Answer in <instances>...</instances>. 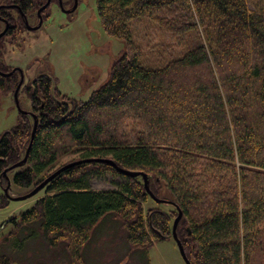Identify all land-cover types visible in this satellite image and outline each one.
<instances>
[{
	"label": "trees",
	"instance_id": "16d2710c",
	"mask_svg": "<svg viewBox=\"0 0 264 264\" xmlns=\"http://www.w3.org/2000/svg\"><path fill=\"white\" fill-rule=\"evenodd\" d=\"M46 2L0 0L13 6L0 9L2 30L9 25L0 72L15 70L0 76L2 95L14 94L20 80L4 67L3 46L24 21L37 24ZM95 2L104 31L125 45L108 81L79 101L39 75L25 87L30 109L0 134V208L14 197L7 179L25 195L72 164L0 225V233L10 227L0 264H14L13 252L30 238L46 251L34 264H58L46 255L60 246L65 264H90L93 235L105 222L108 232L125 231L128 255L147 256L155 242L172 239L179 212L175 234L190 264H264V0ZM140 22L149 25L142 36L134 29ZM149 30L167 41L161 55L170 56L152 65L146 58L155 41L143 43ZM94 180L111 189H92ZM164 185L172 198L161 195ZM149 193L168 209H144Z\"/></svg>",
	"mask_w": 264,
	"mask_h": 264
},
{
	"label": "rangeland",
	"instance_id": "374dc122",
	"mask_svg": "<svg viewBox=\"0 0 264 264\" xmlns=\"http://www.w3.org/2000/svg\"><path fill=\"white\" fill-rule=\"evenodd\" d=\"M57 1L50 5L47 11L48 17H44L40 28L32 31L23 30L15 37L11 45L4 43L5 46L2 49L3 52L5 51L2 54L4 67L8 70L22 71L23 83L18 93V101L23 111L30 109L25 87L42 74H47L54 80L61 94L79 101H86L93 91L108 81L112 63L124 51V42L111 37L104 31L97 15L95 0L77 1L76 9L71 13L63 12ZM62 1L65 10L73 7L74 0L73 2L72 0ZM30 24L31 26L36 24V21L32 20ZM148 27L146 23L134 24V29L141 36L145 33L144 29ZM2 28L3 25H0V30ZM151 34L155 35L153 30L146 32L143 43L149 44V40L155 41ZM191 38L193 39L194 36L192 35ZM156 40L154 43L156 49L153 50L156 53L149 54L146 58L150 65L170 58L169 54L164 55L168 58L161 55L167 41L160 37H156ZM168 51L171 56L179 53L171 49ZM18 114L19 110L15 105L13 94H0V134L17 124ZM11 177L12 175L9 178ZM92 189L105 190L111 189V186L94 180ZM42 190L32 198L22 201L10 200L6 207L0 208V225L10 217L18 216L22 211L29 209L37 199L43 196ZM2 192L0 187V196ZM9 193L16 197L20 193L23 195L25 191L16 189L10 183ZM161 195L172 198L165 185ZM143 206L146 210L153 206L163 210L169 207L165 203L156 202L151 197ZM9 230V226L3 230L0 233V239ZM93 236L96 245L93 248V256L89 259L90 264H185L173 239L155 242L147 256L143 251H136L133 257L127 254L125 231L116 225L111 227V232H108L106 222L101 223ZM3 252L6 253L5 250ZM43 252H46L45 247L30 238L27 239L23 248L13 252L12 257L14 264H34L42 261L43 258L41 259L40 256H43ZM51 254L56 257L53 258ZM62 259H66V253L61 246L46 255V260L49 262L56 260L58 264H63Z\"/></svg>",
	"mask_w": 264,
	"mask_h": 264
},
{
	"label": "water",
	"instance_id": "95a60500",
	"mask_svg": "<svg viewBox=\"0 0 264 264\" xmlns=\"http://www.w3.org/2000/svg\"><path fill=\"white\" fill-rule=\"evenodd\" d=\"M50 1L51 0H47V2L45 3L44 6H42L38 11H37V17H38V24L36 26H30L28 24L27 21H25V28L27 30H36L38 28L41 27L42 23H43V19H42V16H41V13L50 5ZM58 3H59V6L61 8V10L65 13H71L73 12L75 9H76V6H77V0H74V3H73V7L69 10H65L63 8V5H62V0H58ZM3 8V9H13V6H3L1 5L0 6V9ZM4 23V29L2 30V32H0V39L5 35L9 25L7 23V21H3ZM19 74H20V80L16 86V89L14 91V100H15V105L17 107V109L19 110V112L21 113H27L23 110H21L20 106H19V103H18V92L20 90V87L23 83V74H22V71L17 69ZM15 70H13L12 72H9V73H1L0 72V76H9L11 75ZM36 127H37V120L36 118H34V125H33V130H32V134H31V138H33L34 136V133L36 131ZM95 162H102L101 160H96ZM23 163H25V159L22 160V162L18 163V164H15L14 166H12L10 169L8 170H12L16 167H19L20 165H22ZM76 163H80V162H76ZM111 165H113L112 162H109ZM72 164H68V165H65L63 166L62 168L58 169L56 172L52 173L48 178H46L41 184H39L36 188H34L33 190H31L29 193L25 194V195H22V196H18V197H11V200H14V201H22V200H26L28 198H32L34 197L35 195H37L42 189L45 188V186L54 178L56 177L59 173H61L64 169L70 167ZM119 172L123 173V174H127V175H130V176H133V177H137L139 176V173H131V172H127V171H123V170H118ZM6 173V172H5ZM4 173V174H5ZM144 178V185L146 186L147 185V179L145 176H143ZM7 182H8V186H10V182L9 180L7 179ZM6 192V190H5ZM150 194V197L155 200L156 202L158 203H162L163 201L153 197V195L151 193ZM181 217V213L179 212L178 216L176 217V219L174 220L173 222V227H172V239L175 241L176 245H177V248L179 250V253L182 257V259L184 260L185 264H190L189 260L187 259L185 253H184V250H183V247H182V244L180 243V241L178 240L176 234H175V229H176V225L179 221Z\"/></svg>",
	"mask_w": 264,
	"mask_h": 264
},
{
	"label": "flooded vegetation",
	"instance_id": "af4514ba",
	"mask_svg": "<svg viewBox=\"0 0 264 264\" xmlns=\"http://www.w3.org/2000/svg\"><path fill=\"white\" fill-rule=\"evenodd\" d=\"M54 1L53 0H51L50 1V5L53 3ZM58 2V1H57ZM17 10V9H16ZM25 22V21H24ZM37 24H38V21H37ZM37 24H33L32 26H36Z\"/></svg>",
	"mask_w": 264,
	"mask_h": 264
}]
</instances>
